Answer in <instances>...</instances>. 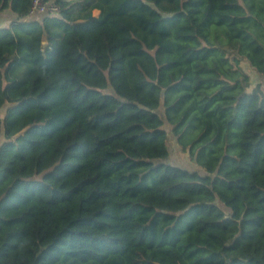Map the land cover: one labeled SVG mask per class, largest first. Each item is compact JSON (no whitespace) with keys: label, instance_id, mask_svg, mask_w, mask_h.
<instances>
[{"label":"trees","instance_id":"obj_1","mask_svg":"<svg viewBox=\"0 0 264 264\" xmlns=\"http://www.w3.org/2000/svg\"><path fill=\"white\" fill-rule=\"evenodd\" d=\"M45 1L0 0V264H264V0Z\"/></svg>","mask_w":264,"mask_h":264},{"label":"rangeland","instance_id":"obj_2","mask_svg":"<svg viewBox=\"0 0 264 264\" xmlns=\"http://www.w3.org/2000/svg\"><path fill=\"white\" fill-rule=\"evenodd\" d=\"M94 14H98V10H94ZM40 16H41V14L36 12L34 15H32L30 17L31 18H33V17L39 18ZM9 23H10V18L8 17V14L3 13L0 16V27L8 26ZM246 64H247L246 61H244V60L241 61V65L244 67V69L251 76V80H252L251 83L255 84L256 82H259L261 84L262 88L264 89V74H258L256 71L253 70L252 67H250V66L246 67ZM7 106H8V104L6 103L5 106L2 109H0V115L4 114V111H5ZM166 128L168 130L167 142H168L169 152H168V155L164 159H162V161L167 162V163H171L174 165H178L180 167L187 168L190 170L198 168V166L192 160L189 159L187 153L185 151H183L176 144L175 138L172 135V133L170 132V130L168 129L167 124H166ZM1 139L2 138H0V141H1Z\"/></svg>","mask_w":264,"mask_h":264},{"label":"built area","instance_id":"obj_3","mask_svg":"<svg viewBox=\"0 0 264 264\" xmlns=\"http://www.w3.org/2000/svg\"><path fill=\"white\" fill-rule=\"evenodd\" d=\"M46 9H49L50 11H54L57 9V7L53 4L51 5L49 4V6H47V3L45 0H33L31 12L32 11H45Z\"/></svg>","mask_w":264,"mask_h":264},{"label":"crops","instance_id":"obj_4","mask_svg":"<svg viewBox=\"0 0 264 264\" xmlns=\"http://www.w3.org/2000/svg\"><path fill=\"white\" fill-rule=\"evenodd\" d=\"M3 13H7V14H8V17L10 18V20L14 18V15L10 12V10H3V11H0V16H1Z\"/></svg>","mask_w":264,"mask_h":264}]
</instances>
